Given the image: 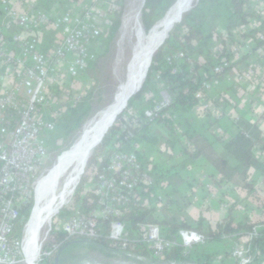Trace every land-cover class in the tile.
Listing matches in <instances>:
<instances>
[{"label":"built area","instance_id":"built-area-1","mask_svg":"<svg viewBox=\"0 0 264 264\" xmlns=\"http://www.w3.org/2000/svg\"><path fill=\"white\" fill-rule=\"evenodd\" d=\"M71 1H56L52 9L45 10L37 8L33 0H0L1 22L5 30L9 31L13 26L19 29L10 42L0 31V264L26 263L29 251L26 242L28 222L21 234L17 232V227L23 206L32 199L36 205L39 168L49 153L43 132L54 130L65 110L64 104L58 109L54 108L62 97L57 96L54 88L61 89L66 76L71 79L84 77L89 63L96 59L98 50L103 47L101 39L122 7V0ZM245 8L257 16L249 18L246 25L226 30L225 42L213 46L215 53L230 52L232 59L216 65L214 71L224 73L223 78L234 80L237 88L254 80H264V55L259 51L254 52L251 37L242 36V32L261 25L264 20V0H250ZM49 24H52L57 36L53 38L55 45L44 49V30ZM260 39L264 40V32ZM245 55L251 58L233 67L231 71L234 74H230L228 71L232 62ZM185 57L190 59L188 54L178 52L167 60L173 64L175 60ZM178 70L179 67H174V71ZM220 78L215 76L212 80L204 81L195 94L198 104L194 112L201 119L206 118L209 112L217 118L221 102L228 98L224 94H219L217 99L210 96L214 89L220 87ZM155 79L161 99L154 107L145 110V116L150 119L172 103V97L164 89L160 75L156 74ZM153 93L146 92L144 100L153 97ZM82 97L80 94L73 96L66 108L76 105ZM141 123L139 111L129 108L120 121L123 130L127 129L123 141L133 136ZM184 142L191 151H196L186 136ZM91 171L89 187L97 195L99 207L89 214L76 208L71 215L63 218L61 228L68 237H98L103 230V219L121 216L124 208L130 204L140 205L144 189L155 181L150 168L136 153L121 149L115 150L106 162L100 160L98 167H91ZM158 201L160 208L163 207L165 196L159 194ZM179 235L183 248L207 242L206 236L198 231L181 229ZM257 235L258 228L254 227L242 236L234 250H231L230 258L242 264L261 263L262 256L259 251H252L250 242ZM109 236L117 244L118 251L128 254L126 257L146 262L144 256L127 251L133 237L122 220L116 219L111 223ZM137 240L149 248L153 259H147L150 264L163 261L178 245L177 241L164 237L160 227L153 223L142 227ZM39 256L49 257L51 252H42L41 246Z\"/></svg>","mask_w":264,"mask_h":264},{"label":"trees","instance_id":"trees-1","mask_svg":"<svg viewBox=\"0 0 264 264\" xmlns=\"http://www.w3.org/2000/svg\"><path fill=\"white\" fill-rule=\"evenodd\" d=\"M58 2L72 3L71 0H37L35 6L45 10L52 9L53 4ZM181 0H144L141 9L140 22L146 33H149L161 20L166 18L169 14L174 12ZM250 0H198L194 5L183 15L181 21L176 22L171 30L169 36L164 38V44L153 55L151 66L147 72V76L142 83L140 90L133 94L127 102V105L122 110L123 112L117 116L113 124L108 128L101 142L94 148L92 160L88 165L87 170L78 186L74 191L75 206L60 210L61 219L67 218L75 211L76 208L84 213L89 214L92 210L99 207L98 198L94 190L89 187L91 178V167L96 160H103L106 162L108 157L117 149L134 152L138 157L150 168L154 175V183L144 189L143 199L140 205H128L124 208L121 216H109L103 219V230L98 237L93 240L103 247L101 248L107 253L119 250L117 244L110 238L111 223L120 219L125 223L127 230L133 237L128 252L144 256L149 260H153L149 248L137 238L141 234L142 227L147 223L157 224L160 227L161 234L178 242L164 258L163 261L176 263H184L186 261H197L198 263H209L216 258V255L221 251H208L207 245L215 242H224V255H217L219 259L224 260L230 258L232 249H226V244L236 242L252 231L254 227L258 228V235L250 242L253 252L259 251L264 255V219L249 220L245 223H237L234 218V210L238 203H245L244 199H237L231 203L228 208V213L225 217L215 223H210L203 216L193 219L185 211L182 215L176 212H171V209L180 210V196L185 199L181 192V187L186 186L188 189H193L196 179L190 173L184 178H176L175 175L180 173L181 167H187L190 171H194V162L202 155L208 157L213 164L216 173L210 174L212 179L221 185L222 181L230 182L246 190L247 194H253L259 197L257 174H264V127L260 126L258 121L251 123L240 117H235L234 124L236 125V133H227L222 130L221 135H217L211 131L213 125L218 123L219 118L214 117L213 113L209 112L204 119L199 118L195 112L194 107L198 104L195 96L196 92L202 87V83L206 80H212L215 76H222L224 73H215L216 65L223 63L225 60H231V54L228 51L224 53H215L213 51L214 44L218 42H225L226 35L218 30L215 25H209L208 19L212 16L213 11L220 7L225 8L224 27L230 30L235 26L248 24L249 17H252L251 12L246 11V4ZM74 4V3H73ZM207 5V7H206ZM123 7L120 8L122 10ZM210 8V10H207ZM116 12L113 24L109 27L107 33L109 34L107 40V48L109 50L111 44L115 40L121 24V11ZM212 11V12H211ZM118 16V17H117ZM2 10L0 7V31H2L6 39L10 42L12 36L19 31L16 29L5 30L2 26L1 18ZM264 32V20L261 25L255 29L242 32V36L251 37L254 43V52L264 47V40L260 39L261 33ZM168 35V34H167ZM57 32L53 29L52 24L44 30L43 48L47 49L55 44ZM159 45V46H160ZM158 46V47H159ZM101 51L97 52V57L94 61L89 63L85 70V77L90 71L94 77V69L96 68L97 59ZM183 52L188 54L183 59H177L170 64L168 57H173L176 53ZM153 54V53H152ZM151 54V55H152ZM249 55H245L238 61H233L229 67L230 74L233 67L239 66L241 63L249 59ZM149 65V64H148ZM174 67H179L178 71H174ZM148 68V66H147ZM146 68V70H147ZM159 74L164 89L172 97V103L158 112L154 118L150 119L145 116V110L152 108L160 101V91L157 89L155 75ZM146 75V72H145ZM93 82H97V78H91ZM154 88V95L149 100L145 101L144 96L146 92ZM93 91L88 92L76 105H70L61 115L54 130L43 132V137L46 139L49 149L57 147V142L60 138L65 140L78 137L80 131L83 130L84 125L91 117V102ZM135 99H139L140 103L136 105ZM129 108H135L139 111L142 117V123L133 136L129 137L127 141H123L126 130L120 126L121 117L128 111ZM191 114L187 116V114ZM195 119L202 121L205 130L199 133L196 130ZM168 128L176 131L181 130L178 137L172 139H164L162 134L156 131V127ZM206 131V135H205ZM212 139H211V135ZM175 132V133H176ZM200 135L194 143L196 151H191L189 146L184 142L186 136L190 142L195 140V135ZM213 140V141H212ZM222 141L225 149L224 156L212 157L217 155L213 147L214 141ZM72 141V139H71ZM180 142L183 149L176 152L175 146ZM169 149L171 152L170 158L162 157L163 150ZM258 149L260 152H258ZM157 151L158 154L155 152ZM263 152V154H262ZM184 153L186 160L178 161L177 158ZM188 160V162H186ZM90 169V170H89ZM43 171V165L39 168L38 176ZM218 173L221 176H217ZM174 177V182L171 181ZM218 184V185H219ZM163 194L166 198V203L160 208L158 196ZM193 194L190 193L192 199ZM191 202V201H189ZM35 200L32 199L28 204L22 208L20 223L17 227V232L22 233L23 226L29 221L32 213ZM245 205H247L245 203ZM170 212V217L162 216V213ZM55 216L52 228L49 232V239L44 243L43 248L51 252V256L44 257L42 263L51 262L54 260L59 250L68 245L61 253L62 260H73L74 248L81 243L70 244L76 237H68L60 227L61 219ZM181 229L194 230L204 234L207 238L205 244L194 245L190 248H183L181 246V237L179 231ZM93 245V244H92ZM233 248V247H232ZM119 252V251H117ZM220 256H222L220 258ZM52 259V260H51ZM231 259V258H230ZM232 260V259H231ZM41 263V264H42ZM159 264V263H158Z\"/></svg>","mask_w":264,"mask_h":264},{"label":"rangeland","instance_id":"rangeland-1","mask_svg":"<svg viewBox=\"0 0 264 264\" xmlns=\"http://www.w3.org/2000/svg\"><path fill=\"white\" fill-rule=\"evenodd\" d=\"M196 1L197 0H181L177 8L174 10V12H172L166 18L161 20L149 33H146L145 30L143 29L141 22L139 21L140 15H138V14H141V9L144 4V0H122L121 1L123 8L122 10H120L121 18H122V24H121L120 30L115 40L111 44L109 50H106L108 46L107 40H108L109 34L106 33L101 39V43L103 47L102 49L98 50L101 52L97 59L96 68L94 69V77L92 76L90 71L87 73L88 75L86 77L84 76L86 73H84L83 74L84 77L82 78L71 79L68 76H66L64 83L60 86L61 89L54 88L55 92L58 94L57 96H62L59 98L60 100L59 104L55 105L54 108L58 109L57 107L64 104L63 109L65 110H66L67 103L70 100H72L73 96L78 95V94H80L81 96H85L88 92L93 91L92 97L90 98L91 117L88 120V122H86V124L84 125L83 130L79 132L76 140H75V137L74 138L72 137L67 140H65V138H60L59 141L57 142L56 148L52 149V146H50L48 156L45 159V162L43 164V171L41 172L39 176L40 178L39 186H41V184L48 177L50 172L54 168L58 167L60 161L65 157V155L74 148L78 140H80L81 137L84 135L85 130L89 126V124L93 120H95L102 111L107 110L114 103L118 95L120 85L122 83H125L129 77L131 59H132L134 50L140 38H142L143 34H146L145 36L147 35L149 36V41L154 45V48L156 49L161 43L160 41H161L162 36L165 33H167L176 22H179L183 18L182 16L194 5ZM182 9H185V11L179 16V18L177 20L173 19V16ZM207 10H210V8H208ZM213 11H216V12H213L212 16L208 19L209 25H211L212 27L216 25L218 27V30L221 32L223 30L222 28H224V23H225L224 22L225 8L220 7ZM251 14L253 18L257 16L255 15L254 12H251ZM171 20L174 22H172ZM138 24L140 27L138 26ZM98 44L99 43H97V45ZM146 68H145V72H146ZM145 72L143 75L142 83L144 81ZM91 78H97V82L96 83L93 82ZM260 82H262V80H259V81L254 80L253 82H250V83L253 85H256V84L259 85ZM151 91L154 92L153 87L151 88ZM134 103L138 105L140 103V100L135 99ZM122 112L123 111L118 113L114 117V119H116L117 116H119ZM190 115H191L190 113L187 114V116H190ZM156 126L157 125H154V127ZM195 126H196V130L198 134L204 132L205 126H203L202 122L199 119H195ZM155 130L158 131L160 134H162V137L164 139H172V138L178 137L179 133H181V130H177L176 132V131L170 130L168 128H163V127H156ZM198 134L195 135V140L193 141L194 147H196L194 143L196 142L198 137H200V135ZM205 135H206V131H205ZM182 149H183L182 144L178 142V144L175 146L176 152H179ZM94 150L92 151L83 169V173L81 177L79 178L78 183L76 184L75 188L78 186V184L80 183L82 179V176L87 170L88 165L92 160ZM121 151L130 152V151L122 150V149ZM155 153L158 154L157 151ZM170 155H171V152L169 149L163 150L162 157L170 158ZM211 156L214 158L213 154ZM177 160L180 162L181 160L185 161L186 154L182 153L180 157L177 158ZM99 161H100L99 159L96 160L92 168L96 169L98 167ZM186 162H188V160ZM77 164H78V160L71 162V164L66 168V170L63 172L61 177L58 178L55 183H53L52 185H48L46 187L45 192H44L45 197L42 202V205H47L49 202H52L53 204L56 203V200L54 201L53 199H55L62 191L66 190L68 181L72 177L74 169L77 166ZM194 165L195 167L197 166L196 171H190L187 167H181L180 173L175 175L174 177L177 176L176 178H179V177L184 178L191 173L192 176L196 177V182H195L196 187L200 186V189H202V187L205 186L207 179L201 175L205 174V171L210 167V161L208 157L202 155L197 160H195ZM201 172H203V174L200 175ZM174 177H172V180H171L173 182L175 179ZM198 179H202V180H198ZM201 184H203V186ZM235 187L238 188L237 185H235ZM75 188L73 192L70 194V196H68L67 202L59 208V210L54 214L52 219L50 221H46L47 223L44 222L42 226L36 231V238L38 241V246H40V243H41L42 252L43 250H45L43 248L44 243H46L49 239V232L52 228V225H53L52 222L55 216L58 217L57 219L59 218L61 219V213H58V212L62 208H63L62 210H65L66 208L75 206L74 196H73ZM187 190H188V187L186 186L181 187V192L185 196V199L186 198L188 199V201L182 199L180 196L178 197V199L180 200L179 205L180 207H183V209L176 211L172 207L171 212H176L177 214L182 215L185 211L191 218L197 220L198 218L201 217V211L202 210L204 211V208L202 209L201 205L197 206L195 204L196 203L195 201L194 203H192L194 208L191 206V202H189L190 196H187V193H188ZM259 194H262V192H259ZM195 200H196V197H195ZM197 204L199 205V203ZM170 214H171L170 212L165 211L162 213V216L168 218L170 217ZM23 229L25 230V225L23 226ZM78 239H81V238L78 237ZM224 242H227V239H224L221 242L220 241L215 242L214 244L210 243L207 245L206 249L211 252L221 251L217 255H220V254L224 255V250H225ZM235 246H236L235 244L233 246V243H228V245L226 244V249L229 247V249L234 250ZM260 255L262 256L261 263H258V264H264V255L261 253ZM43 258H44L43 256L41 257L38 256L36 260V264H41ZM73 258H74L73 260H69V261L76 262V263H84V264H145L144 262L136 261L131 257L123 256L121 253H118V252L107 253L103 249L95 247L89 242H83L79 244V246L77 245V247H75L73 251ZM146 262H148L149 264V260L146 259ZM238 263L242 264L241 261H239Z\"/></svg>","mask_w":264,"mask_h":264},{"label":"crops","instance_id":"crops-1","mask_svg":"<svg viewBox=\"0 0 264 264\" xmlns=\"http://www.w3.org/2000/svg\"><path fill=\"white\" fill-rule=\"evenodd\" d=\"M33 1L35 3L37 2V0ZM12 28L16 29L15 26ZM222 29L221 33H224L226 31L225 27ZM258 51L260 54H264V47L260 48ZM219 94H224L228 98L221 102L219 115L217 117L219 121L211 128V131L215 132L217 135H221L222 130H225L227 133H236L237 128L233 120L235 117H240L254 123L258 121L260 116H264V80H262L259 85L247 83L237 88L234 80L222 78L220 87L214 89L210 96L213 99H217ZM259 124L264 127V117L259 119ZM213 147L217 152V155H214V157L225 155L226 151L222 141H214ZM196 167L194 171H196ZM212 173H216V170L210 161V167L205 171V174H203V172L200 173V175L203 174L201 176L207 179L205 186L201 184L203 187L201 186L202 189H200V186L196 187V185H194L193 189L187 190V196H190V193L193 194L192 199L190 198L191 206L193 207L192 203L195 201L197 206L201 205L202 209L204 208V211H201V216L210 223H215L227 215L228 208L232 202L237 199H244L247 205H245V203H238L234 210L233 215L236 222L245 223L249 220L256 221L264 219V174H257L258 191L262 192V194L255 198V195H248L245 189L239 186L237 188L230 182L222 181L220 185L217 181L218 179H215L216 181L212 179V176H210ZM217 176H221V174L218 173ZM194 178L196 179V177ZM197 203H199V205ZM216 258L217 259L209 261V263L206 264H239L237 261L231 260L230 258L221 260L217 255ZM184 263L200 264L197 261H186Z\"/></svg>","mask_w":264,"mask_h":264},{"label":"bare ground","instance_id":"bare-ground-1","mask_svg":"<svg viewBox=\"0 0 264 264\" xmlns=\"http://www.w3.org/2000/svg\"><path fill=\"white\" fill-rule=\"evenodd\" d=\"M184 11L185 9L178 11L173 16V19L177 20ZM168 32L162 36L161 41L167 36ZM145 35L146 34H143L142 38H140L134 50L130 64L129 77L125 83H122L120 85L118 95L114 103L107 110L102 111L98 115V117L89 124L81 139L78 140L74 148L69 151L60 161L58 167L54 168L50 172L41 186H39L38 182L36 205L26 226V242L29 246V251L26 259L27 264H36V260L41 249V243L40 246H38L36 231L42 226L44 222L50 221L54 214L59 210V208L67 202L68 196H70L76 184L78 183V180L83 173V169L92 151L94 150L98 142H100L101 138L105 135L108 128L114 122V117L124 109L131 94L136 91L139 86L142 85L145 68L146 66H149L148 64L152 56L151 54L153 50L156 51L162 45L161 44L155 49L154 45L149 41V36ZM77 160L78 164L74 169L72 177L68 181L66 190L62 191L55 199H53L54 201L56 200V203L53 204L52 202H49L47 205H42L45 197L44 192L46 187L55 183L57 179L61 177L66 168L71 164V162Z\"/></svg>","mask_w":264,"mask_h":264},{"label":"water","instance_id":"water-1","mask_svg":"<svg viewBox=\"0 0 264 264\" xmlns=\"http://www.w3.org/2000/svg\"><path fill=\"white\" fill-rule=\"evenodd\" d=\"M198 1V0H197ZM182 20V19H181ZM180 20V21H181ZM174 26V25H173ZM173 26H172V28H173ZM171 28V29H172ZM170 29V30H171ZM170 32V31H169ZM169 36V33H168V35H167V37ZM166 37V38H167ZM165 41V40H164ZM164 41H163V43H162V45L164 44ZM162 45L158 48V49H160L161 47H162ZM157 49V50H158ZM156 50V51H157ZM156 51H154L153 52V54H152V56H151V58H150V62H149V66H148V68H147V70H146V75H145V77L144 78H146V76H147V72H148V70H149V68H150V66H151V62H152V58H153V55L155 54V52ZM142 86V85H141ZM141 86H140V88H141ZM140 88H138L136 91H134L132 94H131V96L133 95V94H135V93H137L139 90H140ZM130 96V97H131ZM129 97V98H130ZM127 105V104H126ZM113 124V123H112ZM103 138V137H102ZM102 138H101V140H102ZM101 140H100V142H101ZM100 142H98V144L100 143ZM97 144V145H98ZM96 145V146H97ZM32 214V213H31ZM83 242H89V243H91V244H93V245H96V246H101V245H99L98 243H96L93 239H88V238H81V239H78V238H76V239H74V240H72L71 241V243L70 244H75V243H83ZM68 245H65V246H63L60 250H59V252H58V254H57V256H56V258L54 259V260H52L51 262H44V263H42V264H84V263H76V262H72V261H69V260H62L61 259V253H62V251L67 247ZM101 247H103V246H101ZM115 252H117L116 250H114ZM119 253H121L123 256H128V254L126 253V252H124V251H119ZM135 259H137V260H139V261H142V260H140V259H138V258H135ZM145 264H148V262H144ZM158 263L159 264H170L169 262H166V261H158ZM149 264H150V262H149Z\"/></svg>","mask_w":264,"mask_h":264},{"label":"flooded vegetation","instance_id":"flooded-vegetation-1","mask_svg":"<svg viewBox=\"0 0 264 264\" xmlns=\"http://www.w3.org/2000/svg\"><path fill=\"white\" fill-rule=\"evenodd\" d=\"M118 251V250H117Z\"/></svg>","mask_w":264,"mask_h":264}]
</instances>
